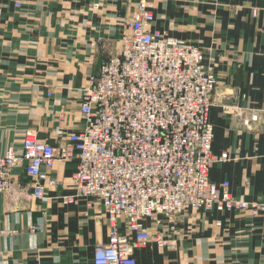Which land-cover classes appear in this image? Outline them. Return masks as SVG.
Segmentation results:
<instances>
[{
    "label": "crops",
    "instance_id": "1",
    "mask_svg": "<svg viewBox=\"0 0 264 264\" xmlns=\"http://www.w3.org/2000/svg\"><path fill=\"white\" fill-rule=\"evenodd\" d=\"M149 3L152 29L202 46L217 74L212 148L229 157L213 165L210 179L228 180L235 196L264 203V0ZM134 11V0H0V153L21 151L29 128L54 146L83 129L80 103L90 77L121 52ZM238 106L257 112L250 125L234 114ZM77 164L58 162L51 176L59 184L47 186L42 199L25 169L14 170L13 194L0 193V262L93 264L109 226L99 200L63 202L75 194ZM172 236L174 249L155 242L136 248L138 264H264V211H190Z\"/></svg>",
    "mask_w": 264,
    "mask_h": 264
},
{
    "label": "built area",
    "instance_id": "2",
    "mask_svg": "<svg viewBox=\"0 0 264 264\" xmlns=\"http://www.w3.org/2000/svg\"><path fill=\"white\" fill-rule=\"evenodd\" d=\"M134 4L121 52L102 64L84 91L83 129L70 133L65 146H54L29 128L21 151L9 146L0 153V193L13 194L14 170L23 167L39 199L47 186L59 184L51 176L56 164L78 159L71 176L75 194L63 202L99 200L109 226L108 243L96 246L93 264H138L134 250L151 242L176 248L178 218L190 211H264V203L235 196L228 180L210 179L213 165L229 156L213 153L218 77L205 63V49L152 29L149 0ZM255 112L238 106L234 114L248 126Z\"/></svg>",
    "mask_w": 264,
    "mask_h": 264
}]
</instances>
